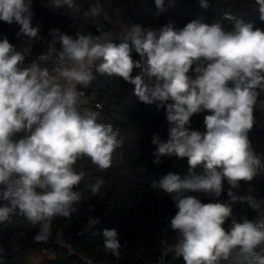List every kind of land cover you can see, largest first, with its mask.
<instances>
[{
    "label": "clouds",
    "instance_id": "obj_1",
    "mask_svg": "<svg viewBox=\"0 0 264 264\" xmlns=\"http://www.w3.org/2000/svg\"><path fill=\"white\" fill-rule=\"evenodd\" d=\"M32 3L0 0V21L18 25L16 36L27 43L17 51L6 36L0 39V200L8 202L0 206V223L22 215L41 226L33 241L46 243L53 218L70 217L73 203L81 200L73 190L84 177L75 170L77 160L88 157L101 170L111 167L122 145L118 133L111 124L97 122L96 112L80 109L84 93L77 86L87 88L95 68L134 85L140 102L166 106L168 139L153 134V163L161 164V157L187 158L189 174L182 178L169 172L152 186L169 194L175 205L170 228L179 233L176 255L184 264H219L238 251L246 264H264V254L257 251L264 246V221L237 220L230 204L219 201L226 181L231 201H246L253 211L264 213V198L232 191L264 169L248 137L254 107L264 93V29L225 14L235 21L231 30L194 19L179 29L172 21L159 28L133 24L119 44L113 43L111 32L73 37L60 29L49 30L48 42L40 26L32 24ZM154 3L164 11L165 0ZM199 4L210 7L209 0ZM255 4L264 22V0ZM45 6L80 11L76 0H48ZM84 14L96 17L99 11L90 7ZM37 41L47 44L46 52L24 66ZM133 51L139 60L133 59ZM134 69L140 72L133 77ZM205 111L210 113L204 117L206 131H190L191 118ZM198 166L203 175L192 174ZM103 183L97 178L89 185L91 194L98 195ZM198 194L215 202L204 203ZM96 223L91 219V226ZM102 235L105 250L118 257L122 245L117 230L104 229ZM0 264H7L3 247Z\"/></svg>",
    "mask_w": 264,
    "mask_h": 264
},
{
    "label": "trees",
    "instance_id": "obj_2",
    "mask_svg": "<svg viewBox=\"0 0 264 264\" xmlns=\"http://www.w3.org/2000/svg\"><path fill=\"white\" fill-rule=\"evenodd\" d=\"M47 2L33 0L32 3V24L40 26V35L47 41L52 39L48 35L51 29H60L73 37L80 33L94 36L99 28L111 29L113 22L126 15L135 24L153 28L172 21L179 29L194 19H202L208 24L219 22L225 30H231L235 21L224 18L229 14L264 29L255 0H209L208 9L201 8L199 0H165L163 12H159L154 0H76L80 5L79 12L66 7L52 10L45 6ZM90 7H96L99 15L86 16L84 13ZM17 31L18 25L0 21V39L6 36L9 41H15ZM121 42L123 40L118 44ZM129 44L131 46V41ZM132 56L134 60L140 59L135 51ZM139 72L140 69H134L133 77ZM93 76L88 86L89 93L93 101L102 103V108L94 111L97 122L111 124L122 145L116 149L112 165L107 169H99L88 157L77 160L75 170L82 172L84 177L73 190L81 194V200L73 203L74 211L70 217L53 218L51 236L46 243L33 241L41 226L32 225L22 215H12L9 221L0 223V247L5 249L7 264H20L36 253L42 258L33 264H159L162 261L165 264H184L182 257L174 251L179 233L170 228L175 205L169 194L152 186L169 172L182 178L189 174L187 158L161 157V164L153 163V153L157 150L151 142L153 134H158L162 141L168 139L166 106L157 109L155 104L140 102L134 94L135 86L122 78L109 77L95 70ZM144 81L149 83L147 75ZM208 114L205 111L194 115L189 130L205 132L204 117ZM254 118L248 137L264 164V124L258 107H254ZM23 135V132L17 133L14 138ZM192 174L203 175L204 168L198 166ZM97 178H102L104 183L98 195H92L88 186ZM228 190L229 185L225 181L219 201L230 204L237 220L247 217L255 222L264 221V215L249 208L246 201H231ZM232 191L239 197L252 195L264 198V169L251 182L242 181L241 186ZM198 195L204 203L215 202ZM7 203L0 200V206ZM91 219L98 220V223L91 226ZM230 222V219L225 222L226 230ZM113 228L117 230L122 245L118 257L104 248L102 232ZM162 241L166 243L162 244ZM257 251L264 254V246Z\"/></svg>",
    "mask_w": 264,
    "mask_h": 264
},
{
    "label": "built area",
    "instance_id": "obj_3",
    "mask_svg": "<svg viewBox=\"0 0 264 264\" xmlns=\"http://www.w3.org/2000/svg\"><path fill=\"white\" fill-rule=\"evenodd\" d=\"M126 17L129 19L128 15H126ZM119 20H122V18H120ZM130 20V19H129ZM134 23L132 20H130V23ZM135 24V23H134ZM107 32H111L112 33V39H113V43L118 44L119 41L123 40V37L125 35V30L120 27L117 29H102L99 28V32L94 35L96 37H99L101 34L103 33H107ZM82 34V33H80ZM84 35V34H82ZM11 44L15 45L16 50L17 51H22L25 47H27V43H26V38L25 37H17L15 41H9ZM51 42V41H48ZM57 48L60 47L59 44L56 45ZM47 49V44L42 43L41 41H37L36 43H34L32 45V52L31 55L29 57L26 58V60L24 61V66H27L29 63L32 62V60H35L37 56H39L41 53L46 52ZM49 68L51 67V64L47 65ZM95 68H93V72H94ZM189 75L192 78H195V73L194 72H190ZM78 90L83 92L84 95L81 97V99L84 101L83 104L80 105V109L81 111L84 110H91V111H95L97 109L102 108V103L101 102H97V101H93L90 93H89V88H82L81 86H77ZM159 264H165L164 261L160 262Z\"/></svg>",
    "mask_w": 264,
    "mask_h": 264
},
{
    "label": "rangeland",
    "instance_id": "obj_4",
    "mask_svg": "<svg viewBox=\"0 0 264 264\" xmlns=\"http://www.w3.org/2000/svg\"><path fill=\"white\" fill-rule=\"evenodd\" d=\"M133 24L134 23H132V22L130 23V20L126 16H124L122 18V20H119L117 22H113L112 25H111V29H117V28L122 27L125 30L127 27H130ZM263 96H264V94L261 93V95L258 97L257 101L261 98L262 102H260V103L257 102L256 105H255V108H257V107L260 108L262 113L264 112V99H263ZM262 116H263V119H264V115H262ZM262 123L264 124V120L262 121ZM262 214H264V213H262ZM41 258H42V255L36 253V254L31 255L29 258L22 260L20 262V264H33L36 261H38L39 259H41ZM238 258H239L238 259L239 263L242 262V264H246V262L243 261V258L241 256L238 255ZM238 260L234 259V256L232 254L228 260H225V263L226 264H239Z\"/></svg>",
    "mask_w": 264,
    "mask_h": 264
},
{
    "label": "crops",
    "instance_id": "obj_5",
    "mask_svg": "<svg viewBox=\"0 0 264 264\" xmlns=\"http://www.w3.org/2000/svg\"><path fill=\"white\" fill-rule=\"evenodd\" d=\"M262 94H264V93H262ZM261 95V94H260ZM263 99H264V96H263ZM257 102H262V99L260 98ZM262 115H264V112L262 113ZM264 120V119H263ZM264 215V214H263ZM233 256H234V259H236V260H238L239 258H238V251L237 252H234L233 253ZM238 263H239V260H238ZM219 264H226L225 263V260H221V262H219ZM239 264H242V262H240Z\"/></svg>",
    "mask_w": 264,
    "mask_h": 264
}]
</instances>
